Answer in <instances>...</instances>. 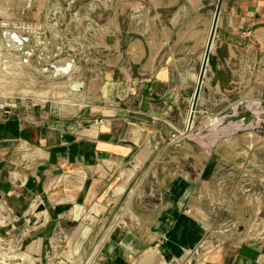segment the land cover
I'll use <instances>...</instances> for the list:
<instances>
[{
  "label": "crops",
  "instance_id": "1",
  "mask_svg": "<svg viewBox=\"0 0 264 264\" xmlns=\"http://www.w3.org/2000/svg\"><path fill=\"white\" fill-rule=\"evenodd\" d=\"M170 45L136 39L132 70L119 43L99 94L64 105L15 98L11 116L0 112V264H264V234L214 231L199 214L229 225L204 203L217 157L173 141L189 102L169 74L175 54L161 57ZM242 195L246 223L263 226L264 194L248 185Z\"/></svg>",
  "mask_w": 264,
  "mask_h": 264
},
{
  "label": "rangeland",
  "instance_id": "2",
  "mask_svg": "<svg viewBox=\"0 0 264 264\" xmlns=\"http://www.w3.org/2000/svg\"><path fill=\"white\" fill-rule=\"evenodd\" d=\"M219 1L0 0V97L75 104L88 92H102L117 66L119 43L133 70L129 46L136 39L170 42L161 57L175 54L169 74L189 102L180 133L197 153L217 157L204 203L212 210L209 204L218 205L212 217L229 225L214 227L209 212L199 214L214 231L263 235L264 220L260 227L246 223L242 192L249 185L264 194V0H223L199 103L191 111ZM103 44L109 51H100ZM66 64L69 72L59 73ZM180 167L175 163V170ZM232 201L238 210L220 209Z\"/></svg>",
  "mask_w": 264,
  "mask_h": 264
},
{
  "label": "water",
  "instance_id": "3",
  "mask_svg": "<svg viewBox=\"0 0 264 264\" xmlns=\"http://www.w3.org/2000/svg\"><path fill=\"white\" fill-rule=\"evenodd\" d=\"M222 3H223V0H220L219 1V5H218V9H217V12H216V16H215V19H214V23H213V28H212L210 40H209L208 45H207L205 58H204L201 74H200V77H199L198 88H197V91L195 93L194 101H193V105H192V116L196 112V109H197V106H198V103H199V99H200V95H201V91H202V88H203V85H204V79H205V77L207 75L208 65H209V62H210V55H211L212 47H213L214 36H215L216 31H217L219 18H220V14H221Z\"/></svg>",
  "mask_w": 264,
  "mask_h": 264
},
{
  "label": "built area",
  "instance_id": "4",
  "mask_svg": "<svg viewBox=\"0 0 264 264\" xmlns=\"http://www.w3.org/2000/svg\"><path fill=\"white\" fill-rule=\"evenodd\" d=\"M19 108V103L16 101H12V99H6L3 102H0V112H2L5 116H11L13 114V112L15 110H17ZM185 138V134L184 133H180L179 135H174L173 139L174 142H181L182 140H184ZM1 245L2 246H6L5 243H3L1 241ZM7 247V246H6ZM23 248V242L19 241L16 245H15V249L16 250H20ZM0 261L4 262V259L2 257H0ZM9 259H7L6 262H8Z\"/></svg>",
  "mask_w": 264,
  "mask_h": 264
},
{
  "label": "bare ground",
  "instance_id": "5",
  "mask_svg": "<svg viewBox=\"0 0 264 264\" xmlns=\"http://www.w3.org/2000/svg\"><path fill=\"white\" fill-rule=\"evenodd\" d=\"M191 111H192V110H191ZM191 128H192V127H191V125H190V129H189V131H188V136H190V132L192 131Z\"/></svg>",
  "mask_w": 264,
  "mask_h": 264
}]
</instances>
